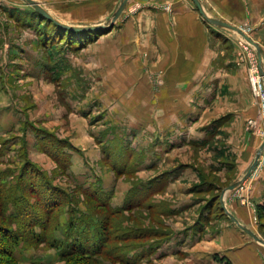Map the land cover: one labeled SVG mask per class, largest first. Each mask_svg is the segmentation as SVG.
Returning <instances> with one entry per match:
<instances>
[{"label": "rangeland", "instance_id": "obj_1", "mask_svg": "<svg viewBox=\"0 0 264 264\" xmlns=\"http://www.w3.org/2000/svg\"><path fill=\"white\" fill-rule=\"evenodd\" d=\"M35 1L62 23L68 15L100 22L108 14L109 24L121 0ZM200 1L210 17L257 43L263 61L264 0ZM140 5L129 0L102 33L70 36L21 0H0V229L20 232L18 264H220L205 252L214 247L208 236L228 219L220 195L237 180L252 143L264 138L256 53L217 29L226 35H217L221 59L231 65L223 70L243 72L250 94L232 87L220 97L185 96L187 76L145 49L146 25L139 21L134 33L117 28ZM155 9L171 12L168 4ZM248 189L228 192L225 201L244 209L264 240V217ZM47 201L57 206L46 232L33 230L47 241L38 244L26 222L43 218ZM102 229L100 254L60 257L73 243L98 248ZM196 243L201 250L192 249ZM0 264L14 263L0 254Z\"/></svg>", "mask_w": 264, "mask_h": 264}, {"label": "crops", "instance_id": "obj_2", "mask_svg": "<svg viewBox=\"0 0 264 264\" xmlns=\"http://www.w3.org/2000/svg\"><path fill=\"white\" fill-rule=\"evenodd\" d=\"M61 1L68 2L69 0ZM132 1L133 3L139 2L141 4L140 12L136 16H131L129 21L126 22H123L124 19L121 18L117 28H121L120 31L122 32L124 30L129 31V29L131 31L141 23L146 25L150 35L148 34L149 36H147L148 45L145 49L150 51L153 57L160 60L162 64L170 67L176 66L177 74L187 76L185 81L188 82V88L190 89L186 91L185 96L186 94H190L191 96L193 94V96L205 99V97L213 98L214 94H216L217 97H220V95L225 94L226 90L229 92L232 87L238 88L246 97L250 94L248 82L243 72L241 73L240 71V73L234 74L233 72L228 73L227 69L223 70V67L228 68L231 65L221 59L224 51L217 35L220 34L225 37V33H221L217 30L219 28L212 25L213 28H209L190 0ZM228 2L232 3V0ZM164 4L170 5V13L159 12L155 9L158 5ZM203 9L207 15L209 14L208 16L211 15L205 5H203ZM66 16H61L60 19L64 20L63 17ZM107 16L108 14L101 15L100 22H86L80 19L70 20V16L68 15L64 23L74 26L98 25L106 23ZM222 21L233 26L229 22ZM131 32L134 33L133 31ZM212 82H214V85H210ZM196 85L198 87L195 89ZM203 85L208 86L205 90L199 91ZM260 143L261 140H258L256 145L252 143V148L254 147L252 155L248 160H244L242 164L243 169L237 180L246 173L252 164ZM258 167L241 187H249V197L259 206L264 204V155L260 158ZM226 207L243 226L257 234L251 226L248 214L243 211L244 209H240V207L238 209L235 203H228L227 199ZM184 208L187 210V206ZM221 225V230H218V232L212 236H208L206 239L205 243L211 244L214 247L205 252L210 251L211 255H217V261L220 264H225L227 261L230 264H264V257L261 258L260 256V253L264 252L262 245L256 243L243 233L229 218L223 224L221 223ZM187 238H185V242L188 244L190 240H187ZM197 245V243L193 245L192 249L196 250L199 248ZM255 251L258 253L259 260L254 255Z\"/></svg>", "mask_w": 264, "mask_h": 264}, {"label": "water", "instance_id": "obj_3", "mask_svg": "<svg viewBox=\"0 0 264 264\" xmlns=\"http://www.w3.org/2000/svg\"><path fill=\"white\" fill-rule=\"evenodd\" d=\"M26 6L30 7L33 9L36 13H38L40 16L45 18L46 20L54 23L55 25H58L62 27L65 30L73 31V32H96L100 30H105V29H110L114 26V24L117 22V20L120 18L123 10L125 9L127 3L129 0H121L117 9L115 10L114 14L112 15V18L109 22V24H100V25H92V26H72L68 24L62 23L59 19L55 18L54 16L51 15V13L43 8L37 1L35 0H21ZM193 5L196 7V10L200 14V16L209 23L210 25L230 31L234 34H237L243 41H245L247 44H249L251 47L254 48L256 57L259 63V73L262 77L263 85H264V68L262 66V54H261V49L257 43H255L249 36H247L245 33H243L241 30L237 29L236 27L229 25L221 20L212 18L208 16L201 4L200 0H191ZM264 153V138L258 147L253 162L250 165V167L247 169L246 173L239 178L237 181L229 185L227 188H225L221 195H220V204L222 206V209L225 213V215L229 218V220L236 225L243 233H245L248 237H250L253 241L256 243L262 245L264 247V240H262L256 233H254L252 230L248 229L247 227L243 226L237 219L236 217L230 213V211L226 207V201H225V196L228 192L234 191L238 187H240L252 174V172L255 170V168L258 166L260 158L262 154Z\"/></svg>", "mask_w": 264, "mask_h": 264}, {"label": "trees", "instance_id": "obj_4", "mask_svg": "<svg viewBox=\"0 0 264 264\" xmlns=\"http://www.w3.org/2000/svg\"><path fill=\"white\" fill-rule=\"evenodd\" d=\"M34 12V11H33ZM34 14L37 16V17H40V18H43L42 16H40L38 13L34 12ZM44 21H45V24H49L50 26H53L55 27L57 30L61 31V32H67L70 34V36H76L78 34H81V33H77V32H73V31H68V30H65L63 29L62 27L58 26V25H55L54 23L46 20L45 18H43ZM97 32V31H96ZM102 33V31H99V33ZM73 38V37H71ZM218 156H222V153L219 152L217 154ZM28 185V184H27ZM26 185V186H27ZM29 189L31 191L34 190L33 187H29ZM32 193V192H31ZM3 204V203H2ZM53 202L52 204L50 203V201H47V203L45 204V209L44 211L41 213L42 214V217L43 218H38L36 219L37 222L41 221L40 223H37L35 222V220L33 219H28V221L26 222L27 223V227H29V235L32 236V238L35 240L36 243L38 244H43V243H46L47 241H45V238L41 239L39 238V236L37 235H34V229L36 228H39L42 232H46L47 228H48V223L50 222V218L52 216V213L55 212V209H53ZM56 205V204H54ZM57 206V205H56ZM0 207H1V214L4 216L5 215V211H6V206L3 205L4 208H2L1 204H0ZM105 207V206H104ZM258 212H259V215L263 216L264 217V204L263 205H259L258 206ZM106 211H108L109 215L111 216H116V215H120L121 212L118 211V210H115V211H111L110 209H105ZM225 215V214H224ZM105 227V226H104ZM99 241H100V245L97 246L98 248H95L96 244L95 243H91V246L87 245V244H82V243H73L71 245H68L66 247L65 250H63L60 254V257L61 258H65V257H68V256H71V255H93L95 252H97V254L106 248V238H104V231L102 229L101 233L99 234ZM20 232L18 233L17 231H12V230H9V229H4V232L1 231L0 229V254H2L3 256H5L8 261L10 262H13L14 264H18L17 260L15 259L14 257V250H13V247L15 245H18L20 243ZM56 244L53 245V243H51V247L54 248ZM95 246V247H94ZM96 251H95V249ZM100 254V253H99ZM228 262V261H227Z\"/></svg>", "mask_w": 264, "mask_h": 264}, {"label": "built area", "instance_id": "obj_5", "mask_svg": "<svg viewBox=\"0 0 264 264\" xmlns=\"http://www.w3.org/2000/svg\"><path fill=\"white\" fill-rule=\"evenodd\" d=\"M256 63V66H257V62L255 61ZM256 69V79H253V82H257L258 83V86H259V91H260V94H261V97H262V100H263V104H264V85H263V81H262V77L260 75V73L258 72L257 70V67H255ZM258 91V92H259ZM241 187V186H240ZM238 187V188H240ZM237 188V189H238Z\"/></svg>", "mask_w": 264, "mask_h": 264}, {"label": "bare ground", "instance_id": "obj_6", "mask_svg": "<svg viewBox=\"0 0 264 264\" xmlns=\"http://www.w3.org/2000/svg\"><path fill=\"white\" fill-rule=\"evenodd\" d=\"M253 172H254V171H253ZM253 172H252V173H253Z\"/></svg>", "mask_w": 264, "mask_h": 264}]
</instances>
